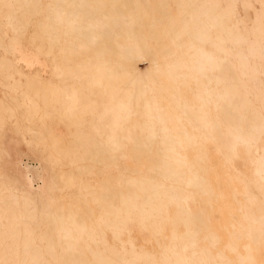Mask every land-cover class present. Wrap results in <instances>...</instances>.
<instances>
[{
	"label": "bare ground",
	"instance_id": "obj_1",
	"mask_svg": "<svg viewBox=\"0 0 264 264\" xmlns=\"http://www.w3.org/2000/svg\"><path fill=\"white\" fill-rule=\"evenodd\" d=\"M173 1L180 7L176 13L166 0H46L45 5L42 0H0V45L7 51L0 54V119L24 105L46 114L60 112L73 127V138L65 145L51 136L57 156L82 161L77 175L94 166L107 173L97 185L75 183L95 202L94 207L84 204L85 214L62 201L58 211L53 209L61 251L54 255L50 247L53 262L43 257L40 263L43 251L21 223L34 217L35 200L49 182L47 170L42 159L43 173L23 165L21 156L23 172L2 167L0 181L12 174L18 185L7 194L0 189V264H264V0H256L260 6L254 17L248 15L250 0ZM37 14L28 40L45 34L53 46L62 38L51 59L72 65L59 69L65 76L61 81L50 78L52 68L48 78L42 75L46 63L27 44L12 45L31 25L28 17ZM143 17L153 26L164 22V36L152 38L140 30ZM140 58L147 62L144 70L137 65ZM32 60L39 69L29 64ZM68 77L74 81L65 83ZM24 79L35 86L30 83L10 96L8 89ZM183 86H190L189 95ZM13 123L20 127V121ZM152 147L144 169L123 164L116 177L108 173L109 161L138 158ZM239 153L251 156L250 173L235 174L241 188L232 187L231 201L222 204L219 217L190 206L186 197H205L207 203L227 196V189L212 180L219 175L216 156L230 162ZM169 201L176 208L168 216ZM135 217L166 238L156 241L157 255L134 243L128 225ZM166 218L172 227L167 234ZM209 220L226 235L215 253L209 247L197 250L202 231L211 245L221 239L208 228ZM180 221L184 232L177 230ZM9 239L22 240L24 247H12Z\"/></svg>",
	"mask_w": 264,
	"mask_h": 264
},
{
	"label": "rangeland",
	"instance_id": "obj_2",
	"mask_svg": "<svg viewBox=\"0 0 264 264\" xmlns=\"http://www.w3.org/2000/svg\"><path fill=\"white\" fill-rule=\"evenodd\" d=\"M250 1L252 3L253 8H249L248 15L250 17H254V9L255 7H259L260 4L256 0ZM154 2L155 1H151V6L155 4ZM45 3L46 0H42V4L45 5ZM166 3L172 13H176L178 9H180V7H178L173 0H166ZM237 11L239 15H244L243 9L240 5H237ZM152 13L156 17L160 15L159 12L156 10H152ZM40 15L41 14H37L28 17V21L31 25H28L27 30L24 32V34L19 38L17 42H14L12 45L18 47L19 45L17 43H22L25 45L27 44L46 63L44 70L42 71V75L45 78H48L50 74V68H52L53 71L50 75V78L61 81L64 76L59 73L62 70L61 67L72 65V63H62V60L58 59L57 57L55 58V60L51 59L54 52L58 53V44H60L59 42L62 41V38H59L58 42L53 46H51V43L49 42V39H47L45 34L39 38H35L33 42L28 40V37L30 36V31H32V29L34 28L35 19ZM142 22L143 24L139 25V29L142 30L145 34L150 35L152 38L157 37L159 35L164 36L162 32V28L165 25L164 22L157 21V25L153 26L149 24V20L147 17H143ZM250 23L251 21H248V24ZM5 32L7 33V35H9V37L13 36V31L11 28L7 27L5 29ZM9 37H7V39H9ZM164 40L165 42L171 44L169 38L165 37ZM227 44L230 46L229 43ZM205 46L209 47L208 44H206ZM4 52L7 51L3 46L0 45V54ZM15 52L17 55H19L18 50H16ZM99 56L102 58L109 57L108 55L106 56L104 53H100ZM24 63L25 62L21 61V64H23V66H25ZM29 64L33 67V69L40 68V65L33 60ZM54 65H57L58 67L54 69ZM137 65L140 69L144 70L147 66V62L145 61V59L140 58L139 60L137 59ZM14 78L15 77L8 78L7 82L11 83ZM262 79L264 82L263 75ZM21 81L22 83L19 84L16 89H8L10 96H15L20 90H26V87L30 83L33 87L35 86L34 81H25V79ZM63 81L66 83V81H74V79L68 77L65 78V80ZM23 82H26V85H24ZM190 86L182 87L184 95L190 94ZM3 88L4 87L2 86V80L0 79V93L1 89ZM3 115L4 118L0 119V170L2 169V167H11L13 171L23 172L20 162L18 161L20 156L23 165L29 168H35L41 173H43L42 162L40 160L42 159L44 166L47 170L46 175L48 177L49 182L46 186L45 192L42 193V196L35 200L36 208L33 211L34 217L24 219V221L21 223V228H26L32 233L34 245L38 246L43 251V255L39 256L38 262L43 263V257H46L47 259L51 260V262H53L51 249H54L52 251L54 255L55 253L60 254L61 251L59 237L56 234L55 226L51 222V213L53 209H56V211H58L59 201H62L65 206L69 204L72 210L78 212L80 211L81 214H85L86 209L84 207V204L89 207H94L95 202L92 200V196L90 194H88L84 190H79L77 184L75 185V183H85L87 181H90L97 185L100 180L106 178L107 173L106 171H104V169L100 170L98 166H94L90 171H87L84 174L77 175L76 173L78 165H81L82 161H80L79 163H69L68 158H59L57 156V154L55 153V147L52 145V141L50 139L51 136H55L58 139H63L62 141H64L65 145L68 144V139L73 138V135L71 134L73 127L66 124L60 112L55 111L53 112V114H46L45 111L42 110V108L33 110L30 109L29 106L26 107V105H24L21 109H18L17 111L8 110L4 112ZM15 120L20 121V127H16V124L13 123V121ZM58 141L57 144H60V142ZM125 144L128 146L130 142H127ZM3 148L8 150L9 155L2 151ZM152 151H154V147H152L149 152L145 153L144 155L138 158L134 157L133 155H124L120 158H117L116 160H111L109 161L108 165V173L112 177H116L119 169L123 166V164H126L132 168L144 169L147 165L146 158L147 156L152 154ZM250 158V155L246 156L242 153H239V155L233 156L232 160L229 162L218 154L216 156V161H219V175L215 178H212V180L217 184L218 187H225L227 189V196L222 200H219L218 202L207 203L205 202V197H186L188 204L192 207L200 206L206 212L211 210L212 214L215 217H219V211L223 208L222 204H226L228 203L227 201H231V191L233 189L232 187L236 186V188L238 189L241 188V181L236 178L235 174L238 173L241 175L243 173H250ZM11 175L12 174H9L8 177H5L7 180L5 179L0 181V189H3V192L5 194L13 192L12 189H15V187L18 185V183H16L13 179L10 178L12 177ZM69 175L72 178L70 179V181H67L66 178ZM73 182L74 184H71ZM32 184L33 187L36 188L40 184V180L37 178L33 180ZM46 194L50 195V197H53L54 200H51L50 203L47 202ZM19 201L25 207L29 204V202L25 201V199L22 197L19 198ZM47 203L51 205L47 206ZM175 208L176 207L174 206L173 202H166L165 212L168 216L173 214ZM214 227L215 226H213L211 220H209L208 228L216 230L221 235V239L211 245L208 240L204 237V232L202 231L197 239V250H200L202 247H209L212 252L215 253L217 249L220 248L222 242H224L226 238L225 231L222 228ZM128 228L130 229L134 243H136L137 245L143 244L147 249H150L156 255L158 254V249L155 248L156 241H166V238H164L162 234L157 233L154 229L151 228V226L147 225L146 227H142L139 224L137 217H135L131 221V224L128 225ZM171 228V222L169 218H166L164 222V233H169ZM177 230L179 232H184L186 230L183 221H180L177 224ZM106 232L108 234L110 242L115 243L116 241V245L118 246L119 242L117 240L114 241L111 232L109 230H106ZM8 242L11 244L12 247L17 246L16 248L18 249L24 247V243L22 240L13 242L11 239H9ZM92 246L94 247L95 245L92 243ZM17 257L18 255L14 256V258Z\"/></svg>",
	"mask_w": 264,
	"mask_h": 264
}]
</instances>
